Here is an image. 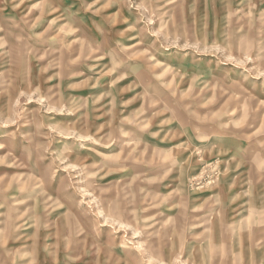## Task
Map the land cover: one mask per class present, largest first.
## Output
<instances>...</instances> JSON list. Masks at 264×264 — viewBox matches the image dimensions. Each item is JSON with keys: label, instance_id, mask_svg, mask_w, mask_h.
Wrapping results in <instances>:
<instances>
[{"label": "rangeland", "instance_id": "374dc122", "mask_svg": "<svg viewBox=\"0 0 264 264\" xmlns=\"http://www.w3.org/2000/svg\"><path fill=\"white\" fill-rule=\"evenodd\" d=\"M0 264H264V0H0Z\"/></svg>", "mask_w": 264, "mask_h": 264}]
</instances>
